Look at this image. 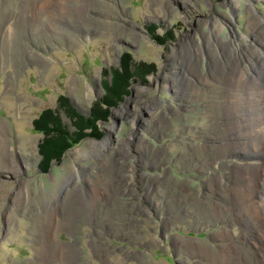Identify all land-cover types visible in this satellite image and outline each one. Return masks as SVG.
Returning <instances> with one entry per match:
<instances>
[{
  "label": "rangeland",
  "instance_id": "1",
  "mask_svg": "<svg viewBox=\"0 0 264 264\" xmlns=\"http://www.w3.org/2000/svg\"><path fill=\"white\" fill-rule=\"evenodd\" d=\"M260 57L264 0H0V264H264ZM72 110L107 113L45 163Z\"/></svg>",
  "mask_w": 264,
  "mask_h": 264
},
{
  "label": "trees",
  "instance_id": "2",
  "mask_svg": "<svg viewBox=\"0 0 264 264\" xmlns=\"http://www.w3.org/2000/svg\"><path fill=\"white\" fill-rule=\"evenodd\" d=\"M147 68L146 66H144ZM150 68V67H149ZM121 71H116L113 73V84L110 86V89L115 92V96H122L125 94V91L122 90L125 87L129 86V81L131 78H133L134 73H141L142 76L138 75L135 76L136 79L144 78V74H147L145 70H139L132 64V56L128 53L125 54L123 57L122 67L120 69ZM134 77V78H135ZM105 104L109 107L111 106L110 102L108 100H105ZM100 105V104H99ZM98 110L93 112V119L86 120L78 113L76 114L74 110H72L71 113L74 114L75 118V126L77 128V131L70 135L69 132L62 127L61 123L56 118L55 124L53 126L52 115L49 111L44 112L38 120L35 121V128L38 132L44 133L48 136H52V131L57 132V137L60 138V142L53 140L50 136L51 140H47L45 145L41 147V153L44 157V162L48 163V161L52 158H58L63 154V152L66 150L67 147L74 146L79 141H81L84 137H86L85 130L91 129V135H96V128L94 126V121L98 118V115H102L101 113L105 114L107 113L106 110L104 112L96 113ZM96 114V115H95ZM103 119V118H102Z\"/></svg>",
  "mask_w": 264,
  "mask_h": 264
},
{
  "label": "bare ground",
  "instance_id": "3",
  "mask_svg": "<svg viewBox=\"0 0 264 264\" xmlns=\"http://www.w3.org/2000/svg\"><path fill=\"white\" fill-rule=\"evenodd\" d=\"M235 50H232V52H234ZM236 52V51H235ZM234 54V53H233ZM193 55L195 56V53H193ZM193 56V57H194ZM199 56V55H198ZM225 57V56H224ZM258 57V56H257ZM192 61H194V58H192V60H191V62ZM221 61V60H220ZM229 63H231V64H233V62H234V60L231 58L230 59V61H228ZM194 63V62H193ZM253 63V62H252ZM259 63H264V57L261 59V57H260V59H257V61L255 62V65H253V64H247L246 62H242L241 60L240 61H238V63H237V71L235 72V76L238 78V84H239V86H241V87H239V88H242V87H244V84H243V82L244 81H250L251 82V80H256V76H257V74H256V72H259V74L261 73V71L263 70L264 71V68H259ZM224 66L226 65V67H227V64L225 63V64H223ZM238 74H239V76H238ZM256 74V75H255ZM261 76V75H260ZM259 77V76H258ZM262 77V76H261ZM257 85V83H253V81L251 82V84L249 83V86L251 87V89L253 90L254 89V87ZM254 86V87H253ZM249 87V88H250ZM248 88V87H247ZM253 92V91H252ZM241 104V103H240ZM237 105V104H236ZM237 109V108H236ZM122 111L121 110H118V112H117V115L118 116H122ZM124 114V113H123ZM124 116V115H123ZM122 116V117H123ZM111 130H113V129H111ZM7 141V140H6ZM111 145V143H110V140L108 139V140H106V141H104V142H102V143H100V144H98V143H93V148H94V152H98V151H101V149H104V148H107V147H109ZM14 170H16V169H14ZM263 185V184H262ZM242 199V200H241ZM241 202H242V206L244 207V213L247 215V217L249 216V218L248 219H250L252 222H253V220H256V215L258 216V210L257 209H255V208H251L250 206H249V204L246 202V200H245V197H241ZM251 199V198H250ZM252 201V200H251ZM263 205V204H262ZM264 215V214H263ZM261 216V215H260ZM246 217V216H245ZM262 219H264V218H262ZM258 221V220H257ZM264 224V223H263ZM263 224H261V225H263Z\"/></svg>",
  "mask_w": 264,
  "mask_h": 264
}]
</instances>
